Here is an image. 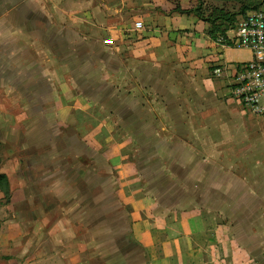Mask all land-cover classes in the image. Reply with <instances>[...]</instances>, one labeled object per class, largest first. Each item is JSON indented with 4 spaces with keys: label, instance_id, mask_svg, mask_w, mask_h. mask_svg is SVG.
Here are the masks:
<instances>
[{
    "label": "rangeland",
    "instance_id": "obj_1",
    "mask_svg": "<svg viewBox=\"0 0 264 264\" xmlns=\"http://www.w3.org/2000/svg\"><path fill=\"white\" fill-rule=\"evenodd\" d=\"M50 1L55 4L51 17L56 43L63 36L65 6L64 0ZM94 3L104 8L106 18L117 10L118 17L136 27L141 19L152 26L161 21L163 27L172 23L169 30L177 27L175 32L183 35L193 23L198 39L193 45L201 52L194 57L190 41L186 45L183 39L179 48L165 33L167 28L162 30L148 58L157 73L155 86H130L134 95L128 96V105L126 82L130 78L118 79L116 95H109L114 82L109 78L96 79L98 87L80 80L95 89L78 96L79 79L72 84L70 69L57 59L53 64L54 108L48 114L33 110L37 125H15L29 116L30 110H23L18 100L23 97L12 95L16 104L0 100V230L18 224V233L23 235L19 247L28 242L30 248L64 250L65 264H107L111 252H124L121 258H126L131 220L121 204L128 191L117 180L121 158L137 169L145 193L167 207L210 208L217 214L236 215L247 203L240 212L253 215L261 206L264 214V204L256 202L264 201V174L260 172L264 119L244 108L231 94L229 79L215 72L218 64H226L219 40L246 16L244 7L246 11L264 9V0ZM69 23L80 29L84 26L75 18ZM83 32L95 34L85 28ZM105 33L104 40L112 43L113 38ZM128 61L134 68L141 64L139 59ZM108 63L99 62L95 69H109ZM89 97L101 105L102 114L99 121L84 126L77 105L83 98L87 103ZM13 133L18 134L16 140ZM227 139L249 153L238 156L234 147L227 148ZM219 146L224 150L217 156ZM240 201L244 203L239 205Z\"/></svg>",
    "mask_w": 264,
    "mask_h": 264
},
{
    "label": "crops",
    "instance_id": "obj_2",
    "mask_svg": "<svg viewBox=\"0 0 264 264\" xmlns=\"http://www.w3.org/2000/svg\"><path fill=\"white\" fill-rule=\"evenodd\" d=\"M64 6L63 36L55 43L54 22L51 17L55 12L54 3L50 0H0V100L6 103L13 101L12 95H20L23 97L18 99L22 103V109L30 110L29 116L21 123H14L16 126L37 125L36 115H32L33 110L36 113L42 110L46 114L53 111L55 59L70 69L68 73L72 84L79 79L76 87L78 96L91 94L95 87L100 86L97 80L103 77L109 78L110 83L114 81L109 95H116L120 90L118 79L130 78L126 82L129 87L126 91L128 105L131 102L128 96L134 95L130 86H155L157 73L148 58L153 45L160 41L162 30L167 28L165 33H168L171 41H177L175 45L179 48L184 45L183 39L185 43L190 41L194 57L201 52L193 45L198 41L194 32L197 27L193 23L189 32L178 35L175 32L177 27L173 28L174 31L169 30L172 23L163 27L165 22L160 21L152 26L141 19L142 22L137 27L135 24L129 25L117 16V10L108 19L104 8L95 4L94 0H64L62 7ZM74 18L84 22L81 29L69 23ZM84 28L94 30L95 34L84 33ZM105 31L110 40L113 38L112 43L104 40ZM101 32L103 34L100 35ZM71 34H76L77 38L71 37ZM221 57L225 62H239L250 60L252 53L245 49L226 47L223 48ZM129 59H139L141 64L134 68ZM108 61L109 69H95L99 62ZM85 79L95 87H87L80 82ZM41 95L45 96L43 101ZM84 99L77 106L82 109L81 120L85 126L100 120L102 107L91 97L87 98V103ZM13 102L16 104L18 101L15 99ZM126 108L129 109L130 106ZM104 124L107 125V122ZM17 135L13 133L14 137L11 136L16 140ZM228 147H234L238 156H243L244 152L246 155L249 153L246 148L241 152L240 146L229 139ZM119 148L121 150L122 147ZM119 148L116 147V154H119ZM223 150L219 146L217 156ZM121 164L117 170V180L119 186L128 191L122 196L121 204L131 220V237L125 235L126 254L130 255L121 258L124 252L114 254L110 251L107 264H264V214L261 206L257 207V212L253 215L240 212L247 205L244 201L239 202V205H245L240 206L236 215L217 214L210 208L167 207L147 195L140 187L135 167L129 165L125 158H121ZM263 164L260 169L262 174ZM225 172L233 173L230 169ZM256 202L264 204V201ZM18 232V224L14 229L7 225L1 227L0 256L4 257H0V264H65L64 250L55 247L50 250L30 248L32 243L28 242L19 247L18 242L23 235ZM64 236L62 234V238ZM133 250H136V254Z\"/></svg>",
    "mask_w": 264,
    "mask_h": 264
},
{
    "label": "built area",
    "instance_id": "obj_3",
    "mask_svg": "<svg viewBox=\"0 0 264 264\" xmlns=\"http://www.w3.org/2000/svg\"><path fill=\"white\" fill-rule=\"evenodd\" d=\"M218 44L251 51L250 60L221 62L215 72L229 79L231 94L244 108L264 119V9L246 14Z\"/></svg>",
    "mask_w": 264,
    "mask_h": 264
},
{
    "label": "trees",
    "instance_id": "obj_4",
    "mask_svg": "<svg viewBox=\"0 0 264 264\" xmlns=\"http://www.w3.org/2000/svg\"><path fill=\"white\" fill-rule=\"evenodd\" d=\"M245 8H247V7H244V9H243V10H244L243 13H245L244 15L248 14V13H249L248 11H250V10L246 11ZM255 8H257V7H253V9H251V11H252V10H256ZM257 9H258V8H257ZM247 12H248V13H247Z\"/></svg>",
    "mask_w": 264,
    "mask_h": 264
}]
</instances>
